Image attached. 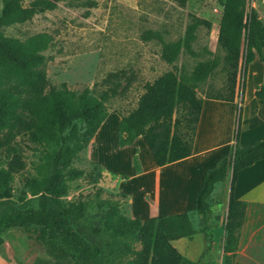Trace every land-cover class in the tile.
Here are the masks:
<instances>
[{"label": "trees", "instance_id": "16d2710c", "mask_svg": "<svg viewBox=\"0 0 264 264\" xmlns=\"http://www.w3.org/2000/svg\"><path fill=\"white\" fill-rule=\"evenodd\" d=\"M61 1L64 0H34L30 5L23 6L22 0H4L0 28L25 22L37 14L53 10ZM175 1L185 5L188 0ZM219 2L224 10L218 40L227 51L229 67V95L222 99L233 101L244 42L247 44L246 64L256 57L264 63V24L257 10L250 7L246 0ZM193 17L195 19L189 24L183 40L163 43L162 58L168 63L177 59L183 47L190 49L199 25L211 24L208 20L195 15ZM50 43L51 36L47 33H37L20 40L5 37L0 31V131L8 129L0 134V150L4 149L13 156L9 169L0 170L1 183L6 186L11 174L24 168L18 149L11 145L17 134L28 133L33 142L41 145L59 142L58 149L52 148L47 152L51 173L39 185L38 206L21 208L11 204L0 211V248L4 244L2 234L16 227L46 245L50 251L57 247V241L60 240L79 254L78 264H102L104 246L85 240L72 224V219L78 223L84 216L87 203L82 199L73 201L65 198L68 185L63 169L71 167L78 154L88 146L107 116L105 102L117 96L118 90L113 87L99 96H93L89 88L77 93L69 89L66 83L60 88L51 85L45 72L40 69L46 61L43 51ZM216 66V61H202L187 80L170 70L147 82L137 107L121 119L120 130L127 133L122 143H129L142 135L160 166L188 157L192 153L193 138L202 110V98L198 97L195 88ZM256 94L264 102V88ZM180 106L188 110L194 123L193 135L189 139L172 131V118ZM79 120L87 124L82 136L66 133L71 126L75 129V123ZM178 123L176 119L175 125ZM238 136L232 152L206 173L195 203L201 220V232L208 235L211 242L210 199L216 184L231 178L221 264H239L235 254L246 202L234 198V182L242 169L264 159V139L250 146H240ZM69 173L80 176L85 171L71 167ZM90 177L96 182L101 174H91ZM105 228L112 235H136L142 248L136 252L133 264H210L186 258L172 243L173 240L194 234L187 212L160 217L158 220L126 219L118 215L116 221H110Z\"/></svg>", "mask_w": 264, "mask_h": 264}, {"label": "rangeland", "instance_id": "374dc122", "mask_svg": "<svg viewBox=\"0 0 264 264\" xmlns=\"http://www.w3.org/2000/svg\"><path fill=\"white\" fill-rule=\"evenodd\" d=\"M33 1L22 0V5L28 6ZM260 1H263L264 7V0H246V3L256 9ZM3 5L4 0H0V15ZM223 10L219 0H188L185 5H180L175 0H64L53 10L37 14L22 23L3 26L0 31L5 37L20 40H26L37 33H47L51 36V43L43 51L46 61L40 69L45 72L50 84L60 88L66 83L69 89L77 93L89 88L93 96L117 87L118 95L105 102V111L107 114L114 110L127 115L137 107L147 82L170 70L187 80L196 65L202 61H216L217 66L206 79L197 83L195 89L198 97L222 99L229 95L227 51L218 40ZM193 15L208 20L211 24L199 25L190 49L183 47L177 59L170 64L162 58L163 43L183 40L189 24L195 19ZM259 18L264 24V19L260 15ZM246 48L247 44L244 42L237 77L240 92L246 66ZM256 63L260 61L256 60ZM115 117L116 114H111L109 121H113ZM176 119L179 121L177 125ZM240 119V115L237 116L238 127L241 126ZM253 120L258 121V117L253 116ZM172 124V131L175 130L186 139L192 137L194 123L185 107L180 106L175 110ZM86 129V122L79 120L75 123V129L71 126L66 133H78L81 137ZM7 130H1L0 134ZM142 143L144 152L151 155L148 145ZM58 144L59 142L54 141L51 145H41L33 142L28 133L15 136L11 145L18 149L24 168L13 172L6 186L0 180V211L11 204L21 208L38 206L39 185L51 173L47 152L52 148L58 149ZM93 148L97 149V144ZM118 155L119 153L115 157ZM123 156L126 153L119 155L120 158ZM143 156L142 148L139 157L136 156L134 167L140 165L139 159ZM12 157L6 150H0V170L9 169ZM109 164L113 166L111 160ZM71 167L83 169L85 173L73 176L69 173ZM71 167L63 169L68 185V195L65 198L73 201L82 199L87 203L84 216L79 222L72 219L73 226L85 240L104 246L102 264H133L136 252L142 248L136 235H112L105 228L110 221H116L118 215L134 219L125 195L113 189L114 177L103 173L85 156L84 150L74 159ZM122 168L129 179L120 186L124 190L131 189L136 182L130 178L131 167L124 164ZM97 173L101 174V178L95 182L90 175ZM143 181L147 182V178ZM152 182L149 179L146 183V189L151 193ZM161 189L168 192L164 187ZM135 194L138 202L139 193ZM227 196L228 184L222 182L210 199L212 216L209 233H213V241L210 242L209 236L201 232L199 214L190 216L194 234L172 241L186 258L210 264L222 263ZM152 198L155 200V195ZM158 199L157 197L156 200ZM160 200L161 207L166 212L174 210L170 209L172 205L168 198L161 197ZM134 209L136 217L139 213L137 207ZM143 209L145 213L141 216L144 220H158L163 214ZM2 236L4 244L0 252L11 264H78L79 254L60 240L57 241V247L50 251L46 245L30 238L16 227L7 229Z\"/></svg>", "mask_w": 264, "mask_h": 264}, {"label": "crops", "instance_id": "0c3cea01", "mask_svg": "<svg viewBox=\"0 0 264 264\" xmlns=\"http://www.w3.org/2000/svg\"><path fill=\"white\" fill-rule=\"evenodd\" d=\"M262 3L263 1H260L256 9L260 17L264 19ZM256 60L260 63H256ZM262 88H264V63L256 57L246 64L243 70L241 92L238 91L237 86L233 101L203 97L202 110L192 143V153L181 160L158 165L152 152L151 155L144 152L142 142L145 140L142 135L123 144L122 139L127 136V133L120 130V122L124 115L114 110L107 114L84 149V154L103 173L114 177L113 189L125 195L132 218L144 220L141 216L145 213L143 208L160 211L163 213L161 217L172 215L173 211H175L174 214L187 212L192 217L198 216L195 208L196 197L205 175L224 156L232 152L236 144V135L239 134L237 142L240 146H250L264 139V102L256 94ZM111 114L117 115L113 121H109ZM239 115L240 127L237 122ZM253 116H257L258 121H254ZM96 144L97 149H94ZM142 148L144 156L141 160L139 159L140 165L134 167L136 156L139 157ZM118 153L119 155L126 153V156L115 157ZM110 160L113 166L109 164ZM124 164L131 167L130 178L136 180L131 189L125 190L120 186L129 179L122 168ZM144 178H147V182L149 179L153 180L150 184L153 187V193L146 189L147 182L143 181ZM223 182L228 184L227 201L229 202L231 178ZM221 184L222 182L216 184L212 196ZM161 187L168 192H163ZM135 193H139L140 201L138 199V202H136L138 196ZM154 195L155 200L152 198ZM233 196L246 202L235 260L239 264H264V159L238 173L233 185ZM161 197L168 198L172 205L170 209L174 208L173 211L166 212L161 207ZM135 206L139 213L136 217L133 214ZM0 264H11L1 252Z\"/></svg>", "mask_w": 264, "mask_h": 264}, {"label": "bare ground", "instance_id": "6f19581e", "mask_svg": "<svg viewBox=\"0 0 264 264\" xmlns=\"http://www.w3.org/2000/svg\"><path fill=\"white\" fill-rule=\"evenodd\" d=\"M145 151V150H144ZM147 152V151H146ZM148 157V156H147ZM135 180V179H134Z\"/></svg>", "mask_w": 264, "mask_h": 264}]
</instances>
